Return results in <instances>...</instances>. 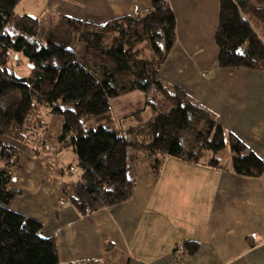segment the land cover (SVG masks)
Wrapping results in <instances>:
<instances>
[{"label": "trees", "instance_id": "obj_1", "mask_svg": "<svg viewBox=\"0 0 264 264\" xmlns=\"http://www.w3.org/2000/svg\"><path fill=\"white\" fill-rule=\"evenodd\" d=\"M20 1L0 0V264H59L55 238L8 208L19 193L10 187L12 169L22 158L9 139L38 153L47 116L61 118L54 140L77 157L80 178L68 201L82 215L129 200L134 166L158 176L165 157L221 168L218 154L227 146L234 173L261 175L263 160L185 92L158 79L176 34L169 0H150L149 9L105 23L19 14ZM214 40L219 67L264 71V0H219ZM11 54L25 58L26 76L9 67ZM134 90L144 93V108L115 119L110 99ZM198 248L185 241L175 252Z\"/></svg>", "mask_w": 264, "mask_h": 264}, {"label": "crops", "instance_id": "obj_2", "mask_svg": "<svg viewBox=\"0 0 264 264\" xmlns=\"http://www.w3.org/2000/svg\"><path fill=\"white\" fill-rule=\"evenodd\" d=\"M58 1L63 0L54 2L56 8ZM169 4L175 41L158 79L185 92L264 161V71L217 65L219 0ZM150 6V0H75L64 14L105 23ZM144 103L138 90L110 99L115 118L141 110ZM60 122L53 117L44 147L48 135L59 132ZM56 146L55 153L49 149L45 154L28 144L19 149L22 158L10 183L19 193L8 208L37 220L43 235L55 238L59 264H264V170L249 177L234 173L231 161L218 168L165 157L158 176L144 164L134 166L129 200L82 215L68 201L80 171L65 176L72 173L62 154L72 150ZM185 241L198 242L197 252H175Z\"/></svg>", "mask_w": 264, "mask_h": 264}, {"label": "rangeland", "instance_id": "obj_3", "mask_svg": "<svg viewBox=\"0 0 264 264\" xmlns=\"http://www.w3.org/2000/svg\"><path fill=\"white\" fill-rule=\"evenodd\" d=\"M75 0H63L61 3H59V5L57 6V8L54 5V2H56V0H47V4H45L43 6L44 0H21L17 6L15 7V12L19 13V14H29L32 16H35V14H37L38 17H42V19H51V20H55L56 16L58 14H64L65 11H67V7L68 5L74 3ZM53 2V3H52ZM85 21V20H83ZM148 51V50H147ZM8 65L9 67L12 69V71L15 73V75L17 77H23L26 76L29 72V65L26 62L25 58L22 55H13L11 54L8 60ZM162 65V64H161ZM161 67V66H160ZM160 69V68H159ZM159 71V70H158ZM169 88L172 86H168ZM145 106V103H144ZM144 108V107H143ZM142 108V109H143ZM141 109V110H142ZM139 110V111H141ZM45 113V111H43ZM137 112V111H136ZM135 113V112H134ZM133 114V113H132ZM126 115L124 117H128L130 116ZM145 115H150V112H146ZM53 117L54 116H47V120H48V127L50 126L51 129L54 128V124L53 123ZM124 117L121 118H115V119H122ZM127 122L129 124H132L135 122L134 119H127ZM126 122V123H127ZM48 129V128H47ZM44 135V134H43ZM5 137H0V139H3ZM48 140L47 141V145L48 146H43L42 148L38 147V150L41 151L40 153L45 154L46 152H50L49 149L52 150V153L57 151V146H56V141L54 140V137H51L48 135L47 137ZM51 139V140H49ZM11 141V143L15 144L19 149L23 150L26 144L17 142L15 140L9 139ZM28 146L30 148H32L33 146L29 145ZM143 155H141L142 158ZM231 156L232 153L230 152L229 148L226 146L223 150H221L218 154V159L220 161V164L223 166H227L230 161H231ZM62 157L64 159V166L65 167H70V171L72 174H68V172H66L65 176L69 177V176H73V174H77L79 173V168L77 166L78 160L77 157L75 155V153L73 151H65L64 154H62ZM140 164V163H139ZM139 164H137L136 166H138ZM66 171H68V168L65 169Z\"/></svg>", "mask_w": 264, "mask_h": 264}, {"label": "water", "instance_id": "obj_4", "mask_svg": "<svg viewBox=\"0 0 264 264\" xmlns=\"http://www.w3.org/2000/svg\"><path fill=\"white\" fill-rule=\"evenodd\" d=\"M32 67V66H31Z\"/></svg>", "mask_w": 264, "mask_h": 264}]
</instances>
